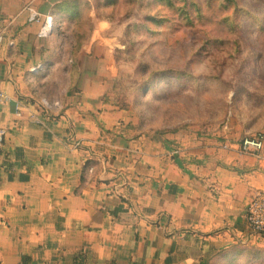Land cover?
Segmentation results:
<instances>
[{
	"label": "crops",
	"instance_id": "0c3cea01",
	"mask_svg": "<svg viewBox=\"0 0 264 264\" xmlns=\"http://www.w3.org/2000/svg\"><path fill=\"white\" fill-rule=\"evenodd\" d=\"M88 1L0 0V264H209L263 243L246 210L264 156L227 135L139 130L105 95L103 19L67 57Z\"/></svg>",
	"mask_w": 264,
	"mask_h": 264
},
{
	"label": "rangeland",
	"instance_id": "374dc122",
	"mask_svg": "<svg viewBox=\"0 0 264 264\" xmlns=\"http://www.w3.org/2000/svg\"><path fill=\"white\" fill-rule=\"evenodd\" d=\"M81 9L82 21L65 26L67 57L103 19L115 47L105 95L139 130L238 142L264 133V0H89ZM244 246L256 252L209 264H264V242Z\"/></svg>",
	"mask_w": 264,
	"mask_h": 264
},
{
	"label": "built area",
	"instance_id": "2783aa9c",
	"mask_svg": "<svg viewBox=\"0 0 264 264\" xmlns=\"http://www.w3.org/2000/svg\"><path fill=\"white\" fill-rule=\"evenodd\" d=\"M31 17L34 21H39V13L32 9ZM52 30V22L46 20L41 29V34L47 35ZM10 99V96L0 89V106ZM6 138V130L0 128V147ZM78 145V144H76ZM227 147V145H225ZM238 150L247 155H253L261 160L264 156V133L248 135L238 142ZM246 220L251 234L264 237V190L258 191L252 198L246 210Z\"/></svg>",
	"mask_w": 264,
	"mask_h": 264
},
{
	"label": "trees",
	"instance_id": "16d2710c",
	"mask_svg": "<svg viewBox=\"0 0 264 264\" xmlns=\"http://www.w3.org/2000/svg\"><path fill=\"white\" fill-rule=\"evenodd\" d=\"M86 4H87V2H86ZM79 11V9L77 8L76 10H75V12L77 13V14H79L80 12H78ZM163 18H158V20H162ZM154 20H155V18H154ZM156 21V20H155ZM256 248H254V247H251V246H237V247H233V248H231V249H228V250H225V251H223V252H221V254H220V257L222 256V255H224L225 253H227V255H232V257H233V259L234 258H236L235 256H241L242 254H244V253H248V252H256V250H255ZM258 249V248H257ZM235 251H240V252H238V255H235ZM219 257V256H218ZM28 262V258H23V264H26Z\"/></svg>",
	"mask_w": 264,
	"mask_h": 264
}]
</instances>
